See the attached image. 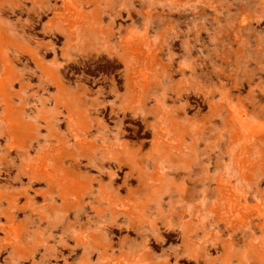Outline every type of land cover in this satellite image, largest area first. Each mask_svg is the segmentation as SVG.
<instances>
[{
    "label": "rangeland",
    "instance_id": "1",
    "mask_svg": "<svg viewBox=\"0 0 264 264\" xmlns=\"http://www.w3.org/2000/svg\"><path fill=\"white\" fill-rule=\"evenodd\" d=\"M0 264H264V0H0Z\"/></svg>",
    "mask_w": 264,
    "mask_h": 264
}]
</instances>
